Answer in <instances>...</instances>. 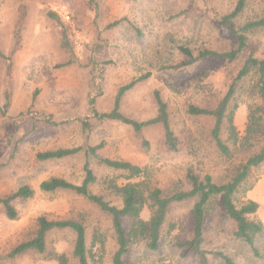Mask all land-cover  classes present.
Instances as JSON below:
<instances>
[{
    "label": "rangeland",
    "instance_id": "obj_1",
    "mask_svg": "<svg viewBox=\"0 0 264 264\" xmlns=\"http://www.w3.org/2000/svg\"><path fill=\"white\" fill-rule=\"evenodd\" d=\"M235 1L0 0V197L22 185L34 189L31 198L11 201L17 211L14 219L8 218L0 204V255L31 237L36 217L45 214L52 219H81L86 225L87 243L94 230L104 233V251L90 264H112L117 244L111 217L73 191L44 192L39 188V183L51 176L79 184L84 176L85 153L40 160L37 153L42 151L100 144L97 157L88 158L97 177L90 189L116 205L120 199L104 189L102 180L119 173L99 158L127 160L144 167L146 181L166 193L190 189L188 170L199 177L209 173L216 181L228 180L249 150L236 149L232 158L221 157L210 137L213 119L190 115L186 109L189 104H215L248 53L264 58V28L247 32L248 50L232 62L206 56L190 65H177L185 59L180 47L189 48L195 55L202 49L235 48V37L221 34L218 26L220 17L233 9ZM57 11L67 12L69 19ZM262 16L264 0H246L234 25L239 27ZM139 77L144 78L121 95L120 112L139 121L153 117L157 111L154 91L158 90L167 104L178 151L166 148L160 123L145 126L139 139L130 125L99 117L113 108L119 88ZM253 83L251 74L236 83L234 123L239 130L244 127L247 105L258 102L249 93ZM222 136L225 139V132ZM248 199L258 202L254 217L264 224V162L250 169L235 193L237 205ZM194 202L195 197H191L172 203L167 222L174 227L169 233L163 230L159 248L152 251L144 242L132 244L124 261L199 264L198 258L181 257L175 245L191 233ZM123 224L127 226L129 220L123 219ZM234 230L221 198H215L204 229L209 262L224 264L214 254L221 251L235 264H264V232L256 239L262 254L258 258L234 237ZM73 241L70 229L51 230L47 253L30 250L14 256L9 264H57L48 259L52 251L66 253L70 264H76L71 256Z\"/></svg>",
    "mask_w": 264,
    "mask_h": 264
},
{
    "label": "trees",
    "instance_id": "obj_2",
    "mask_svg": "<svg viewBox=\"0 0 264 264\" xmlns=\"http://www.w3.org/2000/svg\"><path fill=\"white\" fill-rule=\"evenodd\" d=\"M245 5L246 0H236L233 9L218 20L220 33L235 37V48L225 51L202 49L195 55L189 48L180 47L185 59L177 66L190 65L206 56L224 58L232 62L243 51H247V32L264 28V16L246 21L243 25L236 27L234 20L241 14ZM51 14L57 18L55 13ZM250 74L254 76V83L250 87L249 93L253 98H257L258 102L247 105L244 127L243 130H239L234 123L235 110L238 109L235 97L236 83ZM143 78L139 77L121 86L115 97L113 108L109 112L99 114V117L118 120L130 125L135 136L139 139L143 138L142 129L145 126L160 123L164 129L166 148L176 152L179 149L178 138L171 129L167 104L158 90L154 91L157 111L153 117L139 121L125 116L119 110L121 95ZM186 111L193 116L211 117L213 119L210 137L221 157L232 158L236 149L249 150V154L244 160L234 167L228 180L216 181L209 173L199 177L192 170H188L186 177L190 182V189L166 193L146 181L144 167L127 160L99 158V161L107 168L119 173L118 175L107 176L102 180L104 189L120 199L121 203L116 205L102 194L94 193L90 189V185L96 182L97 177L90 167L88 158L89 156L97 157L100 144L64 147L37 153L40 160L63 158L80 151L85 153L87 159L83 165L84 176L79 184L62 177L51 176L42 180L39 183V188L44 192H52L57 189L73 191L97 205L101 211L111 217L117 244L112 256V264H127L124 261V256L129 251V247L135 243L144 242L148 249L157 250L163 230L169 233L174 227L173 223L167 222L170 205L191 197H195L191 209V233L188 237L175 242L181 257H194L199 259V264H211L207 257L208 251L204 248V229L207 216L212 208V201L217 197L221 198L226 216L235 224L234 237L249 246L254 257H262L259 248L256 246V239L264 232V224L260 219L254 217L259 204L255 200L248 199L237 205L235 193L245 183L250 169L264 162V58H258L252 53H248L227 91L215 104L210 106L189 104ZM223 132L226 134L225 139L222 136ZM142 142L147 144L146 141ZM33 195V188L29 185H22L10 195L0 197V204L5 208L8 218L14 219L17 211L11 201L16 198L29 199ZM123 219L129 220L127 226L123 224ZM35 221L36 228L33 235L19 242L7 254L0 255V264H9V260L14 256L30 250L39 254L47 253V236L54 229H70L74 233L71 256L75 259L76 264L95 263L104 251L105 234L96 229L92 233L90 242L87 243L86 225L81 219H52L45 214H40ZM214 254L221 258L224 264H235L232 257L221 251H215ZM48 255V259L54 260L57 264H70V258L66 253L52 251Z\"/></svg>",
    "mask_w": 264,
    "mask_h": 264
},
{
    "label": "built area",
    "instance_id": "obj_3",
    "mask_svg": "<svg viewBox=\"0 0 264 264\" xmlns=\"http://www.w3.org/2000/svg\"><path fill=\"white\" fill-rule=\"evenodd\" d=\"M61 16L66 20L69 19V14L67 12H64L63 14H61Z\"/></svg>",
    "mask_w": 264,
    "mask_h": 264
},
{
    "label": "crops",
    "instance_id": "obj_4",
    "mask_svg": "<svg viewBox=\"0 0 264 264\" xmlns=\"http://www.w3.org/2000/svg\"><path fill=\"white\" fill-rule=\"evenodd\" d=\"M57 14H58L59 16H61V12H58V11H57Z\"/></svg>",
    "mask_w": 264,
    "mask_h": 264
}]
</instances>
